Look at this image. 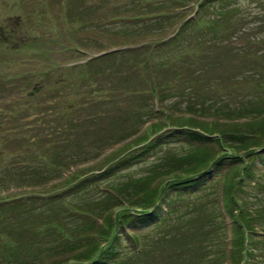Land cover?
Returning a JSON list of instances; mask_svg holds the SVG:
<instances>
[{"label":"rangeland","instance_id":"1","mask_svg":"<svg viewBox=\"0 0 264 264\" xmlns=\"http://www.w3.org/2000/svg\"><path fill=\"white\" fill-rule=\"evenodd\" d=\"M198 1L0 0V186L4 189L0 196L4 200L18 198L15 207H5L15 208L8 211L10 216L31 209L23 219L18 216L16 225L20 224L17 226L20 232H14L18 238L28 239L29 224L30 228L35 224L33 229L43 228L50 219L49 225L57 227L58 232L68 220L60 216L64 209L56 206V202L39 208L36 203L23 200L31 190L28 187V191H22L24 188H16V184L36 182L38 188L32 189V193L49 198L79 179L91 177L97 171L95 168L104 167L122 152H128L129 156L141 154L137 162L125 163L126 168L112 175L115 182L132 181L161 165L164 155L181 151L187 145L184 136L169 133L151 155L139 151L145 141L133 140L111 149L101 159L92 160L96 153L153 117V107H158L157 123L161 115H190L185 111L187 106L205 105L209 110L198 118L225 123L222 115H207L214 113L211 111L214 106L230 110L260 102L264 78L250 69H262L264 73V31L256 35V39H261L259 43L250 45L246 34L216 43H210V33L207 34L201 44V49L207 52L205 63L190 53L201 36L198 25H189L179 40L149 47L157 44V40H168L178 25L192 15ZM223 2L226 1H214L213 5L218 7ZM255 2L227 0L238 12L229 16L231 20H222L212 35L229 34L227 27L239 26L245 20L252 25L261 23L263 18L258 15L264 14V7ZM183 3L187 4L173 8ZM246 6L259 13L244 19L242 11ZM208 14L206 20L214 17L212 7ZM109 49L125 51L91 59ZM180 56L191 61L184 65ZM178 72L182 74L176 76ZM153 94L157 100H151ZM237 120L240 118H232L230 122ZM83 161L90 164L73 171L67 183L57 180L47 187L39 184L57 173L58 164ZM228 170V166L219 169L225 174ZM211 175L213 180L204 188L189 187L182 191L168 188L165 194L168 205L160 202L159 208L152 209L158 218L156 223L120 219L116 253L99 264L112 258L113 264L234 261L237 252L232 250V244L238 231L231 224L232 213L226 216L221 211V199L227 210L230 201L237 202L239 198L249 207H259L264 205V199L258 200L259 194L264 198V184L258 191L247 181L241 191L230 194L229 183L219 178L216 171ZM262 177L264 181V173ZM8 186L13 187L10 194ZM87 200L83 199L79 205L91 207L98 201ZM66 201L61 203L69 206ZM113 214L104 218L105 223ZM62 232L69 237L68 232ZM95 232L94 228L92 236ZM253 232V242L264 240L261 228L255 226Z\"/></svg>","mask_w":264,"mask_h":264},{"label":"trees","instance_id":"2","mask_svg":"<svg viewBox=\"0 0 264 264\" xmlns=\"http://www.w3.org/2000/svg\"><path fill=\"white\" fill-rule=\"evenodd\" d=\"M214 1L219 0H199L192 15L178 25L175 33L168 40H157V44H150L149 47L153 48L164 45L168 41L173 42L183 38L186 28L191 24L198 25V34L201 36L194 42L190 53L200 63H205L207 60V52L201 49V44L205 42L204 38L209 33L210 43H216L222 39L228 40L230 37H239L241 34H246L245 37L249 45L259 43L261 39L259 37L256 39V35L264 31L261 29V26L264 27V14L262 12L258 15V17L263 18L259 24L252 25L250 20H245L239 26H232L231 24L227 27V30L230 29L231 31L229 34L222 32L218 37L212 35L217 31V26L222 24V20L228 21L229 16L238 12L236 6L227 4V0H224L226 1L225 4L224 2L221 4L222 1H220L218 7L213 5ZM253 1H257L255 3L258 6L264 7V0ZM186 4L183 3L173 8L180 9ZM210 7H212L214 17L206 20L205 17L209 15L208 10ZM243 9V15L246 16L244 19L259 13L251 7L246 6ZM203 16L204 18H202ZM130 50L132 49H128V51ZM124 51V49L113 50L91 59L95 60ZM180 59L184 60L182 56H180ZM189 60H184V65ZM250 70H253L260 78H264L262 69L260 71ZM250 70L249 73H251ZM180 73H175V75L179 76ZM151 97V100H157L155 94ZM258 98L260 102L250 103L241 106L239 109L227 110L225 106H214L211 110L214 113L207 115L215 113L222 115L226 120L225 123L215 119L198 118L209 110V106L206 107V105L199 106V108L187 106L185 111L189 112L190 115H161L157 123L158 107H153L151 111L153 117H148L140 122L135 130L118 138L92 158L95 161L101 159L111 149L114 150L133 140L136 143L145 141L144 147L139 148V151L151 155V151L158 144H163L164 139L167 138L166 135H169V133L184 136V143L187 145L181 151L176 154L168 153L164 155L161 159V161L163 160L161 165L152 167L145 174L132 181L115 182L111 178L113 174L126 168L125 163L133 164L137 162L141 153L129 156L128 152H122L119 153L120 155L117 158L115 157L117 155H114L110 163L104 167L95 168L97 171L91 177H83L49 198H45V195L39 196L41 194H35L36 192L32 193V189L38 188L36 182L16 184V188H24L22 191H28V187L31 190L26 197H22L23 200L32 201L33 203L29 204L36 203L39 208L56 202V206L64 209L60 216L68 221L64 222L66 225L63 229L65 230L60 227L58 232H56L57 227L49 225L50 219L47 220L43 228L33 229L35 224H32V228L29 227V224L26 228L28 239H20L14 234L16 230H18L17 233L20 232L17 228L20 224L16 225L18 216L21 218L27 216L31 209L22 212L18 216H10L8 214L11 213H8V211L15 208L5 207L8 205L15 207V201L19 202L18 198L13 197L15 201L11 199L4 200L5 197L0 196V264L103 263L105 258L112 257L116 253L115 247L120 239L117 223L120 219L136 218L135 220L138 222L151 220L152 223H156L158 218L157 215L155 216L152 213V209L159 208L158 204L160 202H165L168 205V198L165 197L168 188H178L181 191L189 187L204 188L206 184L213 180L214 175H211L213 171L218 173L219 178L229 183L227 187L230 194L238 191V189L241 191V186L247 181L251 182L256 190H261L264 184L262 180V173H264V96H258ZM232 118H240V120L230 122ZM165 125H169L171 128L163 129ZM222 125L225 126L221 127ZM148 131L149 133L145 135ZM149 136L152 137L149 138ZM89 164L90 162L85 161L73 164L67 163L65 166L58 164L56 166L57 173L39 184L47 187L51 183L57 182V180L67 183L73 171L78 169L80 171ZM223 166L229 167L226 174L219 171ZM93 181L98 183L96 182L94 185L92 184ZM7 189H10L8 192L10 194L13 187L8 186ZM87 189L89 191L86 192ZM1 190H4L3 185L0 186ZM253 194L255 193L253 192ZM83 199H88L87 201L90 202L93 199L98 201L94 206L86 207L79 205ZM260 199L264 198L259 194L258 200ZM64 201L69 206L61 203ZM230 202L228 210L225 208L223 199L220 203L222 212L226 216L232 213L231 224L238 231V235L232 244V250L237 252V258L234 261L231 260L229 264H264V240L253 242L251 236L252 234L255 235V232H253L255 226L264 231V205L256 208L249 207L246 201L240 200V198L237 202L235 200ZM232 204L234 205L232 206ZM129 210L133 212L129 213ZM111 212L115 214L112 218H109L108 222L110 221V223H105L104 218L109 216ZM124 215L126 216L124 217ZM94 228L97 232L92 236ZM62 231L68 232L69 237L65 236ZM64 242L65 244H62ZM134 251L138 252V249H134ZM114 260L115 258L109 259L106 264H113Z\"/></svg>","mask_w":264,"mask_h":264}]
</instances>
